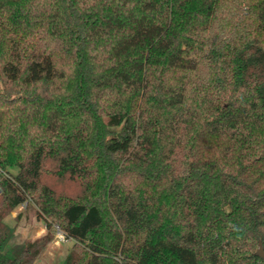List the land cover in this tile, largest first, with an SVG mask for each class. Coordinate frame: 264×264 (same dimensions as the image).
<instances>
[{
	"label": "trees",
	"instance_id": "1",
	"mask_svg": "<svg viewBox=\"0 0 264 264\" xmlns=\"http://www.w3.org/2000/svg\"><path fill=\"white\" fill-rule=\"evenodd\" d=\"M0 188V264H264V0H0Z\"/></svg>",
	"mask_w": 264,
	"mask_h": 264
},
{
	"label": "rangeland",
	"instance_id": "2",
	"mask_svg": "<svg viewBox=\"0 0 264 264\" xmlns=\"http://www.w3.org/2000/svg\"><path fill=\"white\" fill-rule=\"evenodd\" d=\"M17 174L18 170H11ZM20 215V216H19ZM19 216V217H18ZM6 223L15 228V237L11 241L9 248L20 247L29 241H36L47 234L45 220L37 215L35 207L22 205L17 211L6 219ZM53 240L47 245L45 250L33 262V264H63L68 253L71 251L74 242L67 240L59 243L57 235L61 230L54 229Z\"/></svg>",
	"mask_w": 264,
	"mask_h": 264
},
{
	"label": "water",
	"instance_id": "3",
	"mask_svg": "<svg viewBox=\"0 0 264 264\" xmlns=\"http://www.w3.org/2000/svg\"><path fill=\"white\" fill-rule=\"evenodd\" d=\"M256 256L264 260V247L262 242L259 243Z\"/></svg>",
	"mask_w": 264,
	"mask_h": 264
},
{
	"label": "built area",
	"instance_id": "4",
	"mask_svg": "<svg viewBox=\"0 0 264 264\" xmlns=\"http://www.w3.org/2000/svg\"><path fill=\"white\" fill-rule=\"evenodd\" d=\"M0 195H1V188H0ZM57 239L59 243H63L66 241V237L62 231L58 233Z\"/></svg>",
	"mask_w": 264,
	"mask_h": 264
}]
</instances>
